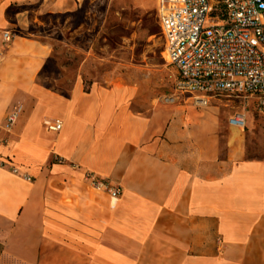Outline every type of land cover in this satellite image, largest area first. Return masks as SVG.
Wrapping results in <instances>:
<instances>
[{
  "label": "crops",
  "instance_id": "obj_1",
  "mask_svg": "<svg viewBox=\"0 0 264 264\" xmlns=\"http://www.w3.org/2000/svg\"><path fill=\"white\" fill-rule=\"evenodd\" d=\"M82 2L0 0V264H264V134L250 120L230 126L189 96L135 113L123 86L37 84L51 49L30 28Z\"/></svg>",
  "mask_w": 264,
  "mask_h": 264
},
{
  "label": "rangeland",
  "instance_id": "obj_2",
  "mask_svg": "<svg viewBox=\"0 0 264 264\" xmlns=\"http://www.w3.org/2000/svg\"><path fill=\"white\" fill-rule=\"evenodd\" d=\"M155 2L83 0L75 13L39 17L30 31L50 46L51 55L37 84L61 95H69L76 80L82 81L84 92L92 85L123 86L132 91L130 109L135 113L188 96L175 91L176 73L164 59ZM152 30L157 35H150ZM209 106L226 115L245 113L247 124L250 120L264 134V116L253 100L218 95Z\"/></svg>",
  "mask_w": 264,
  "mask_h": 264
},
{
  "label": "built area",
  "instance_id": "obj_3",
  "mask_svg": "<svg viewBox=\"0 0 264 264\" xmlns=\"http://www.w3.org/2000/svg\"><path fill=\"white\" fill-rule=\"evenodd\" d=\"M155 1L164 59L176 73L175 91L192 97L201 107H207L213 96H243L253 100L264 116V0ZM1 37L10 41L13 34L2 32ZM21 113L20 104L8 113L6 131ZM228 125L245 129V113L232 115ZM48 129L59 131L61 122L55 120ZM9 170L19 175L16 167L9 165ZM84 177L93 189L113 199L119 196L118 188L92 173Z\"/></svg>",
  "mask_w": 264,
  "mask_h": 264
},
{
  "label": "trees",
  "instance_id": "obj_4",
  "mask_svg": "<svg viewBox=\"0 0 264 264\" xmlns=\"http://www.w3.org/2000/svg\"><path fill=\"white\" fill-rule=\"evenodd\" d=\"M157 33H158V32H157L156 30H152L149 34H150V35H157Z\"/></svg>",
  "mask_w": 264,
  "mask_h": 264
}]
</instances>
